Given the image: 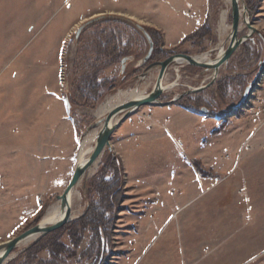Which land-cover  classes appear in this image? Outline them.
<instances>
[{"label":"rangeland","instance_id":"rangeland-1","mask_svg":"<svg viewBox=\"0 0 264 264\" xmlns=\"http://www.w3.org/2000/svg\"><path fill=\"white\" fill-rule=\"evenodd\" d=\"M245 3L239 38L250 33L244 15L264 37V0ZM98 16L103 17L87 25ZM135 24L152 30L164 50L204 28L205 35L174 55L212 51L213 60L228 46L232 0H0V109L17 115L20 126L32 124L34 156L46 149L49 156L48 187L38 213L25 226H16L18 218L1 206L6 201L0 197V245L36 226L60 204L56 196L73 177L81 141L101 119L98 108L120 90L137 88L144 96L152 91L159 70L138 78L153 62L140 64L149 45ZM252 39L238 48L213 85L196 94L181 97L208 85L211 72L202 76L201 68L172 65L160 102L179 98L168 105L176 111L159 114L167 106L148 105L118 126L130 123L144 135L133 155L140 162H126L131 176L118 152L113 154L120 167L102 156L74 190V218L39 242L17 247L6 264H264V43L258 35ZM117 40L123 45L120 53L111 48ZM127 57L132 60L122 75ZM189 96L204 99L208 113L186 110ZM150 131L157 134L149 137ZM1 134L5 160L16 138ZM37 166L34 159V170ZM119 168L120 203L115 210L100 208L103 180ZM93 207L105 208L109 219L100 234L83 225Z\"/></svg>","mask_w":264,"mask_h":264},{"label":"water","instance_id":"water-1","mask_svg":"<svg viewBox=\"0 0 264 264\" xmlns=\"http://www.w3.org/2000/svg\"><path fill=\"white\" fill-rule=\"evenodd\" d=\"M243 8L247 14V7L245 0H232V27L231 32L228 36L227 42L228 46L225 49L224 47L220 48L218 55L215 59L209 58L212 55V51L207 54H202L200 56L206 55L207 61L206 63L198 61V56H189L185 54H176L172 55L164 61L154 62L149 65L143 74L138 77L145 78L149 75L151 70L158 69L159 74L155 86L153 87L152 91L143 96L140 99L130 100L121 106L116 107L111 112H109L105 117H102L96 123L89 127V130H98L97 138L95 140V145L92 148L89 157L86 161L80 160L74 170L73 177L63 192V194L56 196V200L60 203V212L56 217L54 222H50V216H45L36 226L28 229L27 231L23 232L22 234L18 235L17 237L11 239L8 242L2 243L0 245V251L3 250L4 252L0 256V264H5L6 260L13 255V251L25 243L26 241L33 239L30 245H33L39 242L45 235L54 232L60 228H62L65 224L72 220V194L74 193L75 188L79 185L81 180L88 175L91 170L99 163L100 159L102 158L103 154L109 150L112 151V144H111V137L113 136L114 132L118 128V126L126 120L130 115L140 110L142 107L148 105H159V106H168L170 104H174L178 99H173L170 102L162 103L160 99L162 95L166 92L165 84V76L169 68L174 64H186L187 66H193L203 69L202 76L206 75L207 73L211 72L210 83L206 86H202L200 88L190 89L185 94L181 95V97L191 94L199 93L203 90H206L211 85H213L217 79L220 70L223 67H227L229 65L230 59L235 54L240 46H242L245 42L252 40L253 36L258 35L263 43L264 37L259 32L257 28L250 24L246 19V15H244V20L242 23L246 25V27L250 30L246 36L239 38V32L241 30V18L242 13L241 9ZM103 16H99L93 18L87 22V25H91L98 20H100ZM135 27L144 35L146 38L149 49L147 55L140 61V64L143 66L150 61L152 55L155 50V44L143 26L139 24H135ZM84 27H80L77 31V37L83 31ZM128 60H132V57H127L122 60V74L125 72L126 66L125 63ZM254 83V82H253ZM252 89V84H250L246 90L244 95V101L248 98V95ZM30 243V242H29ZM11 259V258H10ZM8 263V262H7Z\"/></svg>","mask_w":264,"mask_h":264},{"label":"crops","instance_id":"crops-1","mask_svg":"<svg viewBox=\"0 0 264 264\" xmlns=\"http://www.w3.org/2000/svg\"><path fill=\"white\" fill-rule=\"evenodd\" d=\"M1 105L3 104L0 101V108L3 109ZM9 107L10 105H8V109ZM168 107L169 109H167ZM174 107L167 106L164 109L160 108L161 110L158 113L162 114V111L164 113L166 111L173 113V111H176ZM13 108L15 107L13 106ZM1 109L0 139H3L1 133L6 137L5 132H8L6 139H16L14 140L15 144L5 154V160H2L0 155V197H3L6 201V205H0L7 207L14 214L15 219L18 218V224L16 226L22 227L34 218L41 207L42 194L44 193L42 190L48 187L49 156L47 149L44 154L39 152L34 156V145H32L31 135L32 124H29V127L27 124L26 126H20L21 123L18 124L17 122V115H11L9 113L5 115L6 112H1ZM2 116L3 118H1ZM21 121L23 122V120ZM24 121H27V119H24ZM150 132L151 134H148L149 137H154L157 134L154 131ZM255 132L252 131L251 136L255 135ZM26 137L29 138L27 142H25L27 140ZM115 137L118 140L116 143H113V152H118L126 174L131 176V173L129 174L127 171L126 162H140V159L133 155H135L136 144L139 143L140 138L144 137V135H141L140 127L136 126L134 129L132 124L129 123L122 124L118 127ZM23 138H26V140L23 141ZM45 148H47V145H45ZM34 159L38 165L36 170H34ZM191 174L193 177H198L197 171H192ZM44 180L45 182H43ZM131 180L134 182L135 179Z\"/></svg>","mask_w":264,"mask_h":264},{"label":"trees","instance_id":"trees-1","mask_svg":"<svg viewBox=\"0 0 264 264\" xmlns=\"http://www.w3.org/2000/svg\"><path fill=\"white\" fill-rule=\"evenodd\" d=\"M146 30L148 31V33L150 34V36L152 37L154 44H155V51H154V55L157 56L156 59L154 60H158V61H163L167 58H169L170 56L174 55L177 51V49H179V47H182L183 45H185L186 43L190 42V41H194L197 37L201 36L202 33L204 34V28H201L200 30H197L196 32H194L193 34H191L190 36L186 37L184 40L181 41L179 46H176L175 48L169 49V50H164L161 49L159 46L158 41L155 38V33L146 28ZM206 34V33H205ZM204 34V35H205ZM203 37V36H202ZM118 41V40H117ZM122 43H120V41H118V45L115 43H113L111 45V48L113 47V52H119L121 51L122 48ZM120 53V52H119ZM202 99V98H201ZM188 101L191 104H188L187 106H184V108L186 110H188L189 112L198 114L199 112L201 113H208V109L206 108L205 105V101L204 99H202L201 101H199V99L194 98L192 96L188 97ZM193 101V103L191 102ZM68 106H69V114L71 119L74 121V123H76V121L74 120V118L72 117V104L71 101L68 100ZM200 109V111L198 110ZM104 157H107V159H109L108 161L112 164H114L115 166H122L121 161L118 157H115L113 154V151H109L107 150L104 155H103V159ZM114 176L111 179H105L103 180V185H102V191H101V197L103 200V206L101 207H105L107 206L110 210H115L117 209V206L120 203V198H121V194H122V189H121V169H114ZM99 208V207H98ZM97 207H93L90 209V215L87 217H85L83 219V225L84 227L86 226H93L96 233L100 234L101 231H105L107 228L103 227V225L109 221V219L106 217V213H105V208L102 210H98ZM78 225V224H77ZM103 228V229H102ZM105 228V229H104ZM98 238H102V235H98Z\"/></svg>","mask_w":264,"mask_h":264},{"label":"bare ground","instance_id":"bare-ground-1","mask_svg":"<svg viewBox=\"0 0 264 264\" xmlns=\"http://www.w3.org/2000/svg\"><path fill=\"white\" fill-rule=\"evenodd\" d=\"M221 19H222V23H223L225 21V16L223 15L221 17ZM197 60L198 61H201V62H204V63H206L208 61L206 55L198 56L197 57ZM164 86H166V85H164ZM166 88L169 89V87H166ZM143 96H144L143 91L142 90L140 91L137 88L134 89V90L131 89V90H127V91L120 90L117 94H115L114 96L110 97L105 104L101 105L98 108L97 117L98 118H102L103 116H106L109 112H111L116 107L121 106L122 104H125L126 102H128L130 100L140 99ZM95 132H96V134L98 133L97 130ZM95 132H93L92 135L89 134L87 137L84 138V140L81 141V144H80V160H82V161H86V158H85L86 155H89V153L92 150V148H90V149L88 148V145L96 137L95 136L96 135ZM78 159H79V157H78ZM73 199H74V193L72 194V200ZM59 212H60V204H57L53 208L50 209V211L48 212V215L47 216H50L51 217V218H49V220H50L51 223L55 221V219L58 216ZM79 212H78V214H79ZM71 218H74V216L72 214H71ZM32 240L33 239H30V240L26 241L25 243H23L22 245L28 244ZM3 252H4L3 250L0 251V256L2 255ZM10 258H8L6 260V263L10 260Z\"/></svg>","mask_w":264,"mask_h":264},{"label":"flooded vegetation","instance_id":"flooded-vegetation-1","mask_svg":"<svg viewBox=\"0 0 264 264\" xmlns=\"http://www.w3.org/2000/svg\"><path fill=\"white\" fill-rule=\"evenodd\" d=\"M154 51H155V50H154ZM153 56H154V53H153V55H152V58H153ZM152 58H151V59H152ZM151 59H150V61H149L148 63L151 64L152 62H153V63H154V62H157L156 60H152V61H151ZM148 63H147V64H148ZM122 75H124V73H123Z\"/></svg>","mask_w":264,"mask_h":264}]
</instances>
